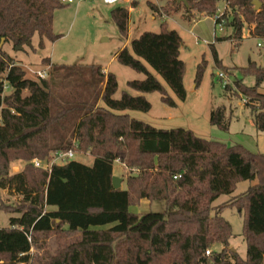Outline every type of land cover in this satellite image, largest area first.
<instances>
[{
  "label": "trees",
  "instance_id": "16d2710c",
  "mask_svg": "<svg viewBox=\"0 0 264 264\" xmlns=\"http://www.w3.org/2000/svg\"><path fill=\"white\" fill-rule=\"evenodd\" d=\"M174 1L177 11L181 4ZM259 1L262 7L255 11L252 0H230L223 19L237 45L246 27L253 38L264 37V0ZM187 2L182 4L187 13L218 15L220 0ZM64 7L62 0H0V45L5 40L16 49L32 48L38 38L39 49L45 50V42L59 38L53 31L54 15ZM112 18L125 36L129 11L118 7ZM182 47L181 36L167 22L159 33L146 32L133 40L117 61L146 78L129 82V88L158 92L166 105L177 106L147 64L185 102ZM43 64L49 67L47 78L29 79L21 64L0 48V191L21 198L4 209L12 216L9 226L0 228V264H31L32 248L41 236L51 235L62 247L38 264H264V155L132 119L125 112L148 113L151 103L128 93L115 100L117 78L100 66L56 65L49 58ZM206 66H198L197 83ZM241 74L257 77L253 88L238 80L235 86L250 98L254 125L264 132V95L258 92L264 68L251 62ZM211 125L228 131L223 109L212 113ZM75 150L93 157V165L68 160L42 171L31 163ZM17 161L27 165L12 175ZM115 163L138 172L124 178L125 189L113 187ZM245 181L255 184L233 202L214 208L216 200ZM143 200L164 202L166 210L132 213L130 208ZM226 208H236L244 218L246 258L229 247L232 226L221 216ZM215 246L222 250L207 256Z\"/></svg>",
  "mask_w": 264,
  "mask_h": 264
},
{
  "label": "rangeland",
  "instance_id": "374dc122",
  "mask_svg": "<svg viewBox=\"0 0 264 264\" xmlns=\"http://www.w3.org/2000/svg\"><path fill=\"white\" fill-rule=\"evenodd\" d=\"M125 1L127 0H121L113 6L105 5L103 0L87 2L75 0L74 4H64L65 7L57 10L54 15L53 31L59 38L54 43L45 42V50L39 49L38 38L34 39L32 48L23 46L18 50L10 43L6 44L5 40L2 41L0 48L21 64L29 79H36L39 72H49V67L43 64L46 58L56 65L100 66L117 78L118 91L114 95L115 100H120L124 93H128L133 97L144 96L151 103L152 109L148 113L125 112L132 119L149 124L156 129L192 131L199 138L222 142L229 147L241 145L254 153L264 155V132H259L254 125L250 98L243 96L235 86L237 80L242 81L249 88L256 86L255 75L241 74V69L247 68L251 62L264 68V51L257 47L258 40L250 36L248 28L246 27L243 32L246 38L237 45L236 41L230 39L233 36V29L229 25L220 31L214 23L215 17L211 18L195 11L187 13L182 4L176 11L177 6L174 0H137L130 3ZM223 6V2L220 1L218 13L219 10L222 11ZM118 7L133 9L125 36L120 35L112 18V11ZM165 20L169 29L176 30L183 40L180 58L186 66L184 76L186 101H179L160 76L147 64L145 65L176 102L175 108L166 105L158 92L141 94L130 89L129 82L144 81L146 77L131 68L122 66L117 61V54L126 42L137 39L146 32L159 33ZM223 38L225 39L221 41ZM211 45H214L217 51L221 62L220 67L215 64ZM130 47L131 44L126 48ZM205 62L207 66L203 78L200 83H197L198 66L206 65ZM220 71L226 75H228L227 72L229 73L230 90H225L222 81L218 78ZM258 92L264 95V81ZM8 93L7 91L6 94ZM218 109H223L225 112V120L229 125L228 131H222L211 125V115ZM73 152L72 160L87 166L93 165L94 158L89 154L78 153L77 150ZM36 161L40 162L41 168L35 166ZM67 161V159H59V154H52L46 160L36 159L31 163L37 170L48 171L53 165H63ZM26 165L24 161L13 163L10 174L22 172ZM127 170L123 165L115 163L114 176L124 180L129 175L138 173L134 170L129 174ZM254 184L250 181L240 182L233 194L223 195L216 200L213 204L214 208L219 209L233 202ZM20 201L21 198L15 192L0 191V228H7L12 216L4 209L15 207ZM165 210L164 202L150 203L147 200H143L139 206L130 208V211L137 215L161 213ZM221 216L232 226L230 249L236 251L242 258H246L247 244L243 237V216L236 208H226ZM38 242L31 251V264H38L48 255L56 254V251L62 247L56 235L41 236ZM215 250L221 251L222 247L211 248V251Z\"/></svg>",
  "mask_w": 264,
  "mask_h": 264
},
{
  "label": "built area",
  "instance_id": "2783aa9c",
  "mask_svg": "<svg viewBox=\"0 0 264 264\" xmlns=\"http://www.w3.org/2000/svg\"><path fill=\"white\" fill-rule=\"evenodd\" d=\"M78 1L79 2H87V1H90V0H78ZM220 1L223 2L224 6H223L222 11L220 12V10H219L218 15L214 18V23L220 29V31H223L224 27H225V24H226L225 20L223 19V16H224V13H226L228 11V9H229L230 0H220ZM62 2L64 4H68L69 5V4H74L75 0H62ZM119 2H120V0H103V3L105 5H109V6L116 5ZM257 40H258L257 47L260 50L264 51V37L257 38ZM37 76L39 78H41V79H45V78H47V72L46 71L39 72V73H37ZM218 78L222 81L224 88H226L230 84L229 76L226 75L224 72L220 71L219 74H218ZM73 158H74V152L73 151H70L68 153H59V159L72 160ZM35 166L37 168H41L40 162L36 161L35 162ZM130 172H131L130 170H127V173L131 174ZM177 178L178 177H175V179H177ZM206 255L210 256L211 255V250H207L206 251Z\"/></svg>",
  "mask_w": 264,
  "mask_h": 264
},
{
  "label": "water",
  "instance_id": "95a60500",
  "mask_svg": "<svg viewBox=\"0 0 264 264\" xmlns=\"http://www.w3.org/2000/svg\"><path fill=\"white\" fill-rule=\"evenodd\" d=\"M178 4H184L186 6H188V2L187 0H178ZM252 5L254 7V10L255 11H259L262 7V3L259 1V0H252ZM4 42V41H3ZM2 42V43H3ZM31 43H29L30 45ZM20 48H18L19 50ZM112 183H113V187L115 190H119L122 188V184H123V180L119 177H113V180H112ZM233 252H236L234 250H232Z\"/></svg>",
  "mask_w": 264,
  "mask_h": 264
},
{
  "label": "crops",
  "instance_id": "0c3cea01",
  "mask_svg": "<svg viewBox=\"0 0 264 264\" xmlns=\"http://www.w3.org/2000/svg\"><path fill=\"white\" fill-rule=\"evenodd\" d=\"M121 1V0H120ZM131 1H134V0H127V1H125L126 3H130ZM136 1V0H135ZM128 11H129V21H130V17H131V14H132V11H133V9L131 8V9H128ZM168 17V16H167ZM166 18V17H165ZM170 18V17H169ZM171 19V18H170ZM164 22H166V20L164 21ZM139 38V37H138ZM244 38H246L245 36H243V39ZM135 40V39H134ZM132 41L133 40H131V41H128V42H126V45H124V47H122L121 48V50H123V49H125L126 47H129V45L132 43ZM121 50H119V52L121 51ZM105 73H107V71H104ZM122 179V178H121ZM123 180V179H122ZM126 188V182H125V180H123V184H122V189H125Z\"/></svg>",
  "mask_w": 264,
  "mask_h": 264
}]
</instances>
